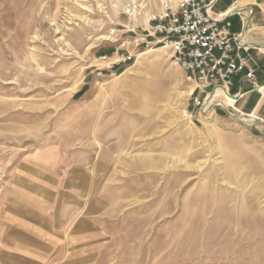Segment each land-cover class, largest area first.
Masks as SVG:
<instances>
[{
    "label": "rangeland",
    "instance_id": "1",
    "mask_svg": "<svg viewBox=\"0 0 264 264\" xmlns=\"http://www.w3.org/2000/svg\"><path fill=\"white\" fill-rule=\"evenodd\" d=\"M133 6L160 0H0V207L20 172L86 164L102 216L85 264H264V111L203 116L164 49L96 81Z\"/></svg>",
    "mask_w": 264,
    "mask_h": 264
},
{
    "label": "built area",
    "instance_id": "2",
    "mask_svg": "<svg viewBox=\"0 0 264 264\" xmlns=\"http://www.w3.org/2000/svg\"><path fill=\"white\" fill-rule=\"evenodd\" d=\"M218 2L160 0V8L144 14L145 17H141L143 7L127 9L126 13L140 16V20L131 25L123 24L120 35L108 39L112 43L109 50L94 59V79L101 82L117 77L146 51L161 48L169 51L171 62L195 84L192 95L202 108L220 104L221 96L240 99L244 95L242 91L231 92L239 75H242L241 80L259 88L251 53L257 44L249 43L246 33L255 6L264 0H234L226 11H217ZM234 17L241 21L239 31L233 29ZM208 98L211 99L206 103Z\"/></svg>",
    "mask_w": 264,
    "mask_h": 264
},
{
    "label": "crops",
    "instance_id": "3",
    "mask_svg": "<svg viewBox=\"0 0 264 264\" xmlns=\"http://www.w3.org/2000/svg\"><path fill=\"white\" fill-rule=\"evenodd\" d=\"M221 1L216 5L217 11H226L234 2L226 0L227 5L220 7ZM263 13L264 3L255 6L246 33L247 41L257 44L251 53L256 51L258 59H262L259 52L264 53V44L255 35L263 29ZM233 24L234 31L241 29L238 17L233 18ZM256 73L257 84L264 83L263 59ZM241 76L235 78L231 91L244 93L241 98L245 97L244 104L252 111L250 116L261 115L264 86L255 89ZM218 99L228 105L234 101L230 96ZM86 168V164L79 165L77 173L67 172L65 177L58 172H39L36 167L32 172L19 173L17 186L0 207V264H85V245L94 241L102 216L98 201L87 198L99 193L85 187ZM62 181L69 182L62 186Z\"/></svg>",
    "mask_w": 264,
    "mask_h": 264
},
{
    "label": "bare ground",
    "instance_id": "4",
    "mask_svg": "<svg viewBox=\"0 0 264 264\" xmlns=\"http://www.w3.org/2000/svg\"><path fill=\"white\" fill-rule=\"evenodd\" d=\"M161 50H163V49L160 48V49H157V50H149V51H146L145 53H143V54L140 55V56H148V55H151V54L154 53V52L161 51ZM140 56H139V57H140ZM129 69H130V68H128V69L125 71V73H126L127 71H129ZM125 73H124V74H125ZM124 74H121V75L117 76L116 79L121 78L122 75H124ZM192 92H193V88L190 90V92H188V94L191 95ZM231 98L235 100L234 97H231V96H230V99H231ZM210 99H211V98H208V99L206 100V103H208V102L210 101ZM228 99H229V98H228ZM201 113H202V115L205 116V117L213 116V115L215 114L212 106H208V107L204 106V107L201 109Z\"/></svg>",
    "mask_w": 264,
    "mask_h": 264
},
{
    "label": "trees",
    "instance_id": "5",
    "mask_svg": "<svg viewBox=\"0 0 264 264\" xmlns=\"http://www.w3.org/2000/svg\"><path fill=\"white\" fill-rule=\"evenodd\" d=\"M109 50V49H108Z\"/></svg>",
    "mask_w": 264,
    "mask_h": 264
}]
</instances>
